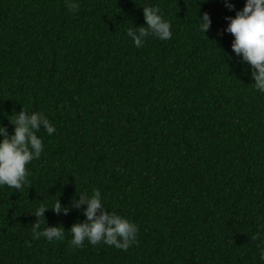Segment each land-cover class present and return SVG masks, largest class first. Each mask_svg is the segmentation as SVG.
Wrapping results in <instances>:
<instances>
[{
	"label": "trees",
	"instance_id": "1",
	"mask_svg": "<svg viewBox=\"0 0 264 264\" xmlns=\"http://www.w3.org/2000/svg\"><path fill=\"white\" fill-rule=\"evenodd\" d=\"M80 4L0 0V123L14 134L24 108L56 127L38 133L30 184L0 187V264H264L252 239L264 225V94L225 31L246 0ZM143 6L160 8L171 40L134 46L126 32L146 26ZM94 189L138 225L127 251L73 247L68 229L86 219L75 208L40 218L63 240L32 238L41 205Z\"/></svg>",
	"mask_w": 264,
	"mask_h": 264
},
{
	"label": "clouds",
	"instance_id": "2",
	"mask_svg": "<svg viewBox=\"0 0 264 264\" xmlns=\"http://www.w3.org/2000/svg\"><path fill=\"white\" fill-rule=\"evenodd\" d=\"M64 6L70 13H78L80 0H64ZM231 10L234 4L226 3ZM146 26L129 28L126 35L136 48H143L149 37L160 40H171L173 37L171 22L164 18L159 7L143 6ZM225 31L234 36L232 49L242 58V63L251 66L254 90L264 94V0H246L242 10L234 17H227ZM212 25L211 15L205 12L198 18V30L206 34ZM15 125L14 134H9L7 128L0 123V187L20 191L30 184V169L27 167L33 160L39 159L45 150L43 139L38 133L44 130L49 136L56 132L55 125L43 112H28L24 108L10 120ZM79 199L72 198L70 206H65L58 199L53 206L41 205L34 215L38 218L32 226V238L42 237L48 242L60 241L65 238V228L59 226H44L40 218L52 209L57 215H67L72 208L82 210L86 219L77 221L70 229V244L82 248L85 241L91 245L106 244L127 251L136 243L139 227L131 219L109 211L105 207L104 198L99 189H94L91 195L78 193ZM86 205V208L84 207ZM253 240L260 241L258 255L264 260V225L258 228Z\"/></svg>",
	"mask_w": 264,
	"mask_h": 264
}]
</instances>
